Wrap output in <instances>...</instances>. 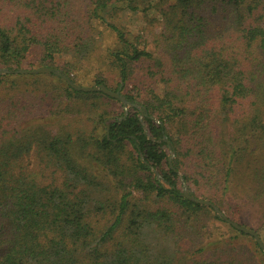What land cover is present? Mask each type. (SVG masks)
<instances>
[{"label": "trees", "instance_id": "1", "mask_svg": "<svg viewBox=\"0 0 264 264\" xmlns=\"http://www.w3.org/2000/svg\"><path fill=\"white\" fill-rule=\"evenodd\" d=\"M106 33L134 113L17 73ZM0 70V264H264V0H0Z\"/></svg>", "mask_w": 264, "mask_h": 264}, {"label": "rangeland", "instance_id": "2", "mask_svg": "<svg viewBox=\"0 0 264 264\" xmlns=\"http://www.w3.org/2000/svg\"><path fill=\"white\" fill-rule=\"evenodd\" d=\"M131 18V17H130ZM130 20V19H129ZM128 20V22H129ZM130 23H133L131 21ZM138 25H141L140 23H137ZM99 31L104 32L105 28H99ZM130 29H134L130 28ZM137 31V30H136ZM114 42L113 36L109 35L108 33L105 34L103 37V41L98 44V47L96 49L95 54L92 57V60L90 62H83L82 64H79L78 66H75V70L72 73V76L77 81L78 86L81 87H95L97 86L95 84L97 78H102V76H106L109 79L108 86L109 88L116 89V84L113 82L114 78V67L112 64L113 58L111 56V49ZM114 50V49H112ZM67 62H71L74 64V61L71 58H65ZM65 59H62L58 62V67L60 69H64L65 67ZM75 65V64H74ZM147 65L142 66L138 69V72L136 76L133 78L132 85L129 86L128 91H131L133 95L136 94L137 90L135 89L134 85L143 86L145 81V77L147 74ZM113 107L116 110L117 113L123 114L124 112L128 111L131 113H134L131 108H128V110L125 109L122 103H113Z\"/></svg>", "mask_w": 264, "mask_h": 264}, {"label": "water", "instance_id": "3", "mask_svg": "<svg viewBox=\"0 0 264 264\" xmlns=\"http://www.w3.org/2000/svg\"><path fill=\"white\" fill-rule=\"evenodd\" d=\"M5 73H7L6 70H0V74L1 75H4ZM17 73L18 74H26V75H41V74L54 73V74L62 77L68 83V85L70 87H72L73 89H75L78 92H84V93H98V92H100V93H103L106 96H108V97H110L112 99H115L118 102L122 103L126 110L130 106V104L126 101V99L123 97V95H121L120 93H116L114 91L109 90L105 85H98V86H95V87H81V86H78V85L74 84L72 82V80L70 78H68L67 76L63 75V73L61 71L54 70L52 68H40V69H37V70H29V71L21 70V71H19ZM184 195H185L186 198H189V199H191V200H193V201H195L197 203L213 207L215 209V211L217 212V214L225 219V216L223 215V213L214 204H212L211 202L201 201V200H198V199H196L194 197H191L190 193L187 190V186L186 185L184 187ZM229 223L231 225H233L239 231H242V232H244V233H246L248 235L253 236L256 239V241L258 242V244L262 247V249H264L263 241H262V239L260 238V236L256 232L248 230V229H246V228H244L242 226H239L236 223H232V222H229Z\"/></svg>", "mask_w": 264, "mask_h": 264}]
</instances>
